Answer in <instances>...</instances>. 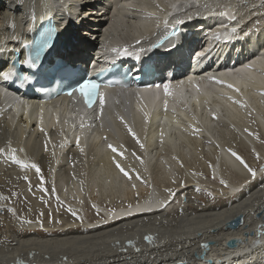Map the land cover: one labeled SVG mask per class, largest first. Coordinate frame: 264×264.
I'll return each mask as SVG.
<instances>
[{
  "label": "bare ground",
  "instance_id": "obj_1",
  "mask_svg": "<svg viewBox=\"0 0 264 264\" xmlns=\"http://www.w3.org/2000/svg\"><path fill=\"white\" fill-rule=\"evenodd\" d=\"M63 1L65 5L71 4L63 7L60 0H0V40L24 36L29 17L45 15V9L50 7L47 13H53L58 19L61 35L66 27L70 28L66 23L68 13L76 10L80 17L89 16L76 27L80 30L77 41L73 39L76 57L82 56L80 48L84 55L89 44L96 42L100 36L97 30L102 33L108 20L104 28L111 32L102 33L98 43L100 54L123 53L127 47L132 55L131 49L135 50L131 48L132 42L139 38L155 39L160 32L172 29L173 26L166 29L170 19L180 14L193 19L183 29L193 33V40L200 49L215 50L214 44L220 47L205 60L202 53L192 54L188 48L171 43L149 52L147 57L155 60V65L164 60L170 65L171 73H165L166 82L156 87L131 86L127 92L116 94L102 109L100 105L95 107L94 116L88 114L92 120L88 124L76 121L84 111H62L59 101L35 103L30 111L22 100L11 95L13 92L8 90L7 83H2L0 89L7 92H0V149H4L0 154V264H211V261L213 264H264V163L258 172L249 171L243 160L232 155L239 154L240 146L254 148L258 134L264 137V16L259 17L261 25L253 23L255 28L247 32L250 24L245 21L248 19H239L246 29L232 32L230 29L241 23L238 13L248 9L246 5L240 6L243 0H143L138 4L136 0H106L102 2V10L109 9L112 16L108 19L106 14L100 13V18L96 10L83 4L86 0ZM92 1L94 5L99 2ZM259 4L260 0L251 1L250 14ZM142 7L152 13L141 15ZM232 16L236 19H230ZM185 21L178 17L172 20L174 25ZM196 23L203 25L208 33L204 35V29L192 32ZM83 31H87L84 37ZM122 35L128 42L116 39ZM229 38L230 43H226ZM15 41H9L8 47ZM184 42L191 45L190 41L184 39ZM106 47L109 49L105 50ZM245 47L249 48L247 53ZM237 55L245 61L240 63ZM232 60L235 65L229 62ZM176 65L179 71L172 68ZM157 69L161 71L157 77L166 72ZM246 72L253 77L241 78ZM221 80L223 84L218 82ZM165 83H171L172 95L165 94ZM229 84L236 85L240 91L229 88ZM113 91L115 89H107L106 93ZM165 100L167 107L170 106L168 109ZM237 100L246 105L235 103ZM64 104L69 105V101ZM25 107L27 110L23 111ZM4 108L8 111H3ZM66 114V122L58 120L65 119ZM132 116L134 118H130ZM34 119L36 121H32ZM111 121L113 132L108 125ZM56 124L62 127L66 124L70 135ZM129 127L136 137L146 134L143 145L138 142L140 138L129 133ZM232 136L237 143L231 141ZM121 139L125 144L132 142L136 146H131L133 151L123 156L109 148L111 142L116 145ZM153 145L162 150L154 164ZM91 148L113 168L101 166L85 181L84 151ZM62 150L67 151L63 154L72 157V161L67 160L66 155L61 157ZM199 153L207 160L210 175L218 176L227 185L222 186V194L230 192L229 196L206 202L193 196L198 188L194 176L201 173L203 167L190 161ZM9 155L38 164L45 179H53L55 175L60 188L58 196L62 202L75 207L66 212L67 216H73L72 221L44 225L37 218H23L18 214L12 197L5 199L2 190L29 182L30 177L31 185L38 184L40 174L34 175L33 168H22ZM112 161L119 162L130 176L114 168L116 163L113 165ZM181 174L187 182L175 183ZM138 175L141 180L137 179ZM234 176L239 179L226 181ZM167 184L179 188L172 200L170 196L174 191L171 194L162 191ZM115 197L120 200L112 211L95 203L111 219H106L90 204L100 217L89 221L88 227L82 213L84 204L103 198V202L112 203ZM176 198L182 202L172 207ZM238 215H243V223L235 229L227 228L228 221ZM116 216L121 217L114 219Z\"/></svg>",
  "mask_w": 264,
  "mask_h": 264
},
{
  "label": "rangeland",
  "instance_id": "obj_2",
  "mask_svg": "<svg viewBox=\"0 0 264 264\" xmlns=\"http://www.w3.org/2000/svg\"><path fill=\"white\" fill-rule=\"evenodd\" d=\"M251 1L253 2V0H249V1L248 0H243L242 5H240V6L246 5V8H248V9H243L242 11H240L238 13L239 16H240V18H238V20L239 19L245 20L247 18L248 20L246 19L247 21H245V23L246 24H250L249 28L246 29V28H244L246 25H244V23H242V21L239 20V22L241 21V23L243 25V27L241 28V31H244V29H246L245 32H247L248 30L252 31V29L255 28V26H253L252 24L253 23H255V24L257 23L258 25H261L260 24L261 20H259V17H261L262 15L264 16V14H263L264 13V0H260V4L258 5V7L256 9L254 8V10L251 9V12H253V13L250 14L249 10L252 7V6L250 7ZM234 5L237 8L239 7V4H234ZM71 14H72V20L75 17V22L80 23L82 21V18L80 16H78V13H76V10L72 11ZM76 17H77V19H76ZM251 18H253V19H251ZM253 20H255V21H253ZM110 21H111V19H110ZM232 24H229V25H232ZM262 25H264V23ZM165 26H167V25L165 24L164 27ZM106 28H105V31H108V33H110L111 32L110 29H106ZM77 29H75L73 34L74 33L76 35L78 34V32L80 30L79 29L77 30ZM86 30L90 31V32L91 31L95 32L94 30H90V29H86ZM87 31L81 32V33H83V37L85 36L84 32H87ZM239 32H237V33H239ZM233 35H235V33ZM123 36L124 35H122V37H121L122 39L119 38V37H117L116 39H120L121 41L128 42V41H126L123 38ZM74 40H75V37H74ZM228 43H230V42H228ZM102 137H103V135H102ZM138 138H140V139H138V142L141 145H143L145 143L146 139H147L146 138V134H145V136L144 135H139ZM233 138H234V136H232L231 141L233 143L234 142L237 143V140L233 139ZM69 139L72 140V135H71V137ZM110 144H113V143L111 142ZM68 146H70V145H68ZM113 146H116L118 148V150H119L118 154L120 152H123V154H125V155L127 154L125 152L130 151V150L133 151V148L136 147L135 145L133 146L132 142H126V144H125L124 140H122V139L118 140V144L113 145ZM154 146H156V145H153L152 148H151V150L154 153L153 154L154 155L153 156L154 160L152 161V164H154L156 162V160H157L156 156L158 158L159 152H160V154L162 152L161 149H159L157 146L156 147H154ZM192 146H194V145L192 144ZM207 147H209V146L207 145ZM65 149L67 150L68 148H65ZM149 149H150V147H149ZM155 149H156V151H155ZM206 150H208V148ZM237 152H239V154L238 153H236V154L239 155V157L242 158V160L249 166V168L251 170H254V171L258 172L261 169V164L264 163L263 162V160H264V137H262L260 134H258V137H257V139H256V141L254 143V148H251L249 146L248 147L240 146L237 149ZM63 153H67V151L64 152L62 150L61 157H62V155L63 156L66 155V154L64 155ZM200 155H201V153H199L198 155H195L194 158H193L194 161L193 162L190 161L192 164H195V166H197L199 168L203 167L202 168L203 170L202 169L200 170L201 173L197 172L196 175L194 176L196 178L195 182H196V186H198V188L195 190L193 196L198 198V199H200L203 202L211 201V200L215 201V200L221 199V196H226V195L229 196L230 192L229 193H224L225 195L222 194V191L224 192V189L222 188V186L225 185L227 187V185L224 184L223 180H220V178L218 179V176L213 174V176L215 177V178H213L210 175L209 170L206 169V168L209 167L208 166L209 164H207V160L203 158V155H201V156ZM66 156L68 157L67 160H69V161L71 160L72 161V157H70L69 155H66ZM84 156H85V158H84V160H85L84 161V163H85L84 180L85 181L89 177H92L93 175H95L97 173V171H99L101 166L105 168V166L107 167L109 165L110 168L111 167L113 168V166L110 165L111 163L106 161L104 157L98 155L94 148H91V150L84 151ZM9 157L12 158L11 155H9ZM116 160H119V159H116ZM106 162H108V163L106 164ZM112 163L114 165L116 163V161H112ZM114 168H116V166ZM197 170H198V168H197ZM145 171H148V170H145ZM132 172H135V171L132 170ZM36 173L37 172H34V175H37ZM262 173H264V171ZM262 173H260V174H262ZM146 174L149 175L151 173H146ZM152 174H153V176L155 178V172L154 171L152 172ZM140 176L141 175H138L137 179L141 180L142 178ZM54 177H55V175H54ZM54 177H53V179H51V177L45 179V183L43 184V186H41L40 181L37 182L38 184L31 185L30 184L31 183V181H30L31 177H30L29 178V182L23 181L21 185L15 186L11 190L5 191L3 189L2 192L4 194V198L5 199H9V198L12 197L11 200H13V202H15V206L17 207L16 209L20 210V212L18 210V214L20 216H24L23 218H25V216H31L32 219H36L37 218V220L42 222L41 224H44V225H46V224L53 225V223L55 224V223H58V222H64V221H66L68 219L70 221H72L73 216H67L66 212L68 211V208H71V210H74L75 207L73 205H71L70 203L62 202L63 199L61 200L60 197L58 196V192H59L60 188L56 185V177L55 178ZM182 177H184V175L180 176L177 179V182H175V183L187 182V179H184ZM238 179H239L238 177L234 176V177H230V178L226 179V181L227 182H234V181H237ZM219 182H220V184H219ZM27 183H29V184L26 185ZM170 185L171 184H167V186L165 185L166 187L163 186L164 188H163L162 191H163L164 194H167V193L171 194L174 191L173 192V196L172 197L170 196V199L172 200L174 198V195H176L177 190H179V188L178 189L176 188L177 189L176 190V189H174L175 186L172 187ZM184 185H183V187H184ZM44 189H47V191H45ZM167 189H168V191H167ZM181 194L184 195L185 192H183ZM57 197L59 199H57ZM232 197L233 196H231L230 198H232ZM100 200H102V201L100 202ZM100 200L99 201H92L91 200V201H89L90 203L89 202L85 203V204L83 203L84 204V206L82 205L83 209H84L83 217H84L85 220L89 219V221H92V220H96L97 218L100 217L97 213H95L94 208H95V206H97V205H95V203H98V204L104 206L105 208L107 207L108 208V209L106 208L107 210L112 211V208L113 209L115 208V205L118 204V200H120V199L115 197V198H113L111 200L112 203L103 202V200H105L104 198L100 199ZM181 202H182V200H180V198H176L175 201L173 202L175 204H171V206L173 207V205L174 206L179 205ZM92 203L94 204V206H93L94 208L90 205ZM86 205L88 207H86ZM62 210H65V212L62 211ZM26 212H30V213H26ZM62 212H64V213H62ZM70 218H72V219H70ZM40 230L42 231V229H40Z\"/></svg>",
  "mask_w": 264,
  "mask_h": 264
},
{
  "label": "snow or ice",
  "instance_id": "obj_3",
  "mask_svg": "<svg viewBox=\"0 0 264 264\" xmlns=\"http://www.w3.org/2000/svg\"><path fill=\"white\" fill-rule=\"evenodd\" d=\"M223 15H227V13H224ZM230 19L235 20L236 17L232 16V17H230ZM233 31H234V29H233ZM113 51H117L118 52V51H120V49H113ZM123 54L124 55H131V53L128 51L127 47H125L123 49ZM38 55H39V53L37 52V56ZM29 62H31V61H29ZM249 67H251V65H249ZM189 79H192V78L190 77ZM218 82L221 83V84L224 83L223 80L218 81ZM228 87L229 88H233L236 92L240 91V88L237 87L234 84H229ZM163 89H164V92H165L166 95H172V85H171V83H165L163 85ZM74 90H77V89H74ZM78 91L83 94V96L85 97V99H86V101H87L89 106L92 105L93 97H99L100 107H101V109L103 108L104 103H105V94L99 91V85L98 84H96L94 82H91V81L81 83L79 88H78ZM234 102L235 103H240V104H242V106L246 105V102H242V101H238V100L234 101ZM164 103H165V107H167V101L166 100H165ZM147 115L148 114L145 113V116H147ZM128 131L133 137L138 139V137H136V133L130 127L128 128ZM78 143H79V140H77V144ZM109 148L112 149L113 152H118L119 151L115 146H113L111 144L109 145ZM82 150L83 149H81V151ZM3 152H4V149H0V154H2ZM12 152L15 153L16 149H12ZM119 154L121 156H123V152H120ZM232 155L237 156V158L241 159V161H242V158H240L236 153H232ZM12 160L15 161L16 164L20 165L24 169H28V168L35 169V171L38 174H40L38 178H39L41 186H43V184L45 183V178H44L42 170H41V168L39 167L38 164H36V163L29 164L25 160L20 159V158H18L15 155L12 156ZM116 167L119 168V170L121 171V173H123V175L130 176V173L127 170H125V168L122 167L119 162H116ZM249 171H252V170L249 169ZM25 179H28V177L25 176ZM44 190L47 191V189H44ZM57 199H59V198L57 197ZM148 239H152V237H148Z\"/></svg>",
  "mask_w": 264,
  "mask_h": 264
},
{
  "label": "water",
  "instance_id": "obj_4",
  "mask_svg": "<svg viewBox=\"0 0 264 264\" xmlns=\"http://www.w3.org/2000/svg\"><path fill=\"white\" fill-rule=\"evenodd\" d=\"M242 28V23H240L235 29H234V31H233V28H231L230 30L232 31V32H235L236 30H239V29H241ZM235 41V40H234ZM248 50H249V48H247V47H245V52L247 53L248 52ZM249 56V58H251V54L250 55H248ZM246 60H250V59H246ZM242 61H245V60H241L240 61V63L242 62ZM260 61V60H259ZM261 62V61H260ZM262 64H263V62H262ZM233 69V68H232ZM241 78H245V77H247L246 79H251V77H253V76H249L248 75V72H246V73H242L241 75ZM249 76V77H248ZM254 81H258L257 80V78H252ZM180 91H182V88H181V90ZM222 94H224V93H222ZM170 107V106H169ZM169 107H167V109L169 108ZM130 114H131V112H130ZM214 118L216 117L214 114L212 115ZM130 118H134L133 116L132 117H130ZM162 123V122H161ZM108 125L110 126V129H111V131H113V125H112V121L111 122H109L108 123ZM108 125H106L105 127H109ZM102 128H103V126L102 125H100V130H101V132L100 133H102L103 134V130H102ZM243 215H238L236 218H234V219H232V220H230V221H228V223L226 224V227L227 228H231V229H235V228H237V227H239L242 223H243ZM248 234V233H247ZM211 264H213V261H211L210 262Z\"/></svg>",
  "mask_w": 264,
  "mask_h": 264
}]
</instances>
